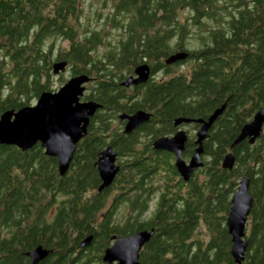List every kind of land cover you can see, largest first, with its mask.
I'll return each instance as SVG.
<instances>
[{
  "label": "trees",
  "instance_id": "1",
  "mask_svg": "<svg viewBox=\"0 0 264 264\" xmlns=\"http://www.w3.org/2000/svg\"><path fill=\"white\" fill-rule=\"evenodd\" d=\"M96 1L108 10L90 26L81 22L84 0H0V113L55 91L52 64L60 60L71 76H91L81 100L102 105L62 176L39 145L0 144V264H29L26 253L37 245L51 250L38 264H102L113 235L143 229L154 232L140 264H237L226 218L243 176L253 203L242 264H264V126L254 143L231 149V170L222 167L242 125L264 108V0ZM190 39L198 45L187 48ZM181 50L186 59L164 63ZM141 63L162 77L120 85ZM186 63L187 71L172 73ZM223 103L203 140V166L184 181L174 155L151 142L186 127L189 158L198 125L175 127L174 119H206ZM139 109L150 120L125 134L117 115ZM108 144L119 170L98 191L96 162ZM87 236L91 242L81 246Z\"/></svg>",
  "mask_w": 264,
  "mask_h": 264
},
{
  "label": "water",
  "instance_id": "2",
  "mask_svg": "<svg viewBox=\"0 0 264 264\" xmlns=\"http://www.w3.org/2000/svg\"><path fill=\"white\" fill-rule=\"evenodd\" d=\"M186 51H176L168 55L164 63L170 65L186 59ZM67 68L65 60L55 61L52 64V73L57 75ZM151 77L150 67L141 63L135 67L133 74L127 76L120 85L129 87L145 83ZM86 73L72 75L55 91L42 92L35 103L17 110L8 109L0 113V144L14 145L26 151L35 144H40L45 155L57 159L58 173L64 175L72 161L76 145L85 135L91 117L102 105L95 100L82 101L86 84L91 81ZM226 103L217 107L206 119L178 117L173 121L175 127L181 124L196 123L198 129L195 134V149L188 161L182 152L188 139L185 129H177L171 136H160L153 140L152 148L168 151L174 154V165L184 181H188L191 174L203 166V140L214 121L225 109ZM120 121H125L123 132L131 133L139 125L148 122L151 114L139 109L132 114L120 113ZM264 126V108L257 110L250 121L240 128L237 136L230 144V151L224 156L222 167L231 170L235 157L231 149L241 144L245 139L254 143L260 136ZM117 154L111 145L106 146L96 162L97 171L101 180L97 190L108 188L119 170L116 163ZM250 179L243 176L237 189L231 196L230 209L226 218V226L231 235V255L237 264L244 261L247 240L245 229L251 211L253 196L249 191ZM154 230H137L125 236L113 235L111 244L105 248L102 255V264H140L138 256L143 245L149 241ZM92 236L84 238L80 245L86 246ZM51 250L37 245L26 253L29 264H38L46 258Z\"/></svg>",
  "mask_w": 264,
  "mask_h": 264
},
{
  "label": "rangeland",
  "instance_id": "3",
  "mask_svg": "<svg viewBox=\"0 0 264 264\" xmlns=\"http://www.w3.org/2000/svg\"><path fill=\"white\" fill-rule=\"evenodd\" d=\"M83 14H82V17H81V22L83 24H89L90 26H96V25H99L100 23H102V21L104 20V14L107 13V7H103L102 5V2L100 1H96V0H84L83 2ZM101 11L103 13V15H101L100 17L96 15L97 11ZM188 14L187 11H183L180 15H181V19L183 20L185 18V16ZM194 30V28H193ZM116 31L112 30L111 29V37L115 36L116 34ZM191 43L189 44V46H187V48H194L198 45V42L196 39H190ZM102 49L99 50V52H101ZM190 63H186V64H183V65H177V67H174L173 70H172V73L176 72V71H187L188 69V65ZM60 77V79H59ZM71 77V74H70V71L66 68V70L62 73H59L57 75L54 74L53 76V89L57 90L61 85H63L69 78ZM155 77L156 78H161L162 75L160 73H155ZM63 78V79H61ZM90 83V82H89ZM86 84V89H87V86L89 85ZM86 92V90H85ZM35 102H33L34 104ZM117 125L118 122L116 123V120L114 121L113 125ZM186 129V127H184ZM192 132V131H191ZM191 132H188V133H191ZM194 133V132H193ZM192 133V134H193ZM124 214H126L125 210H124V207H119V210L117 211V213L115 214V217L117 219H122ZM246 226H247V223H246Z\"/></svg>",
  "mask_w": 264,
  "mask_h": 264
},
{
  "label": "flooded vegetation",
  "instance_id": "4",
  "mask_svg": "<svg viewBox=\"0 0 264 264\" xmlns=\"http://www.w3.org/2000/svg\"><path fill=\"white\" fill-rule=\"evenodd\" d=\"M157 73H158V72H157ZM132 74H133V73H132ZM151 77H155V74H154V75L152 74ZM131 86H133V85H131ZM131 86H129V87H131ZM145 111H146V110H145ZM147 112H148V111H147ZM149 113H150V112H149ZM131 114H132V113H131ZM150 114H151V113H150ZM118 115H119V114H118ZM118 115H117V116H118ZM117 118H118V117H117ZM118 121L122 123V130H123V126H124V124H125V121H120L119 119H118ZM145 123H146V122H145ZM143 124H144V123H143ZM141 125H142V124H141ZM141 125H139V127H140ZM137 128H138V127H137ZM137 128H136V129H137ZM182 128L185 129L184 127H182ZM178 129H180V128L178 127ZM197 129H198V127H197ZM197 129L194 131V138H195V134H196ZM185 130H186V129H185ZM176 131H177V130H176ZM176 131H175V132H176ZM175 132H174V133H175ZM186 132H187V130H186ZM187 133H188V132H187ZM171 135H172V134H171ZM171 135H169V136H171ZM167 136H168V135H167ZM188 136H189V133H188ZM82 138H83V137H82ZM82 138H81V139H82ZM81 139H80V140H81ZM80 140H79V141H80ZM152 142H153V141H152ZM152 142H151V147H152ZM194 142H195V139H194ZM186 143H187V142H186ZM77 144H78V143H77ZM194 144H195V143H194ZM35 145H39V146H40V144H38V143L35 144ZM35 145H34V146H35ZM108 145H111V144H108ZM108 145H107V146H108ZM111 146H112V145H111ZM185 146H186V144H185ZM40 147H41V146H40ZM112 147H113V146H112ZM195 147H196V145L194 146V149H195ZM41 148H42V147H41ZM42 149H43V148H42ZM113 149H114V148H113ZM184 149H185V148H184ZM43 151H44V150H43ZM114 151H115V150H114ZM183 151H184V150H183ZM167 152H168V151H167ZM193 152H194V151H193ZM170 153H171V152H170ZM44 154H45V153H44ZM172 154H173V153H172ZM192 154H193V153H192ZM173 155H174V154H173ZM182 156H183V152H182ZM190 157H191V156H190ZM190 157H189V158H190ZM174 158H175V156H174ZM183 158H184V157H183ZM189 158H187V159L184 158V159H185L186 161H188ZM202 160H203V156H202ZM174 161H175V160H174ZM116 163H117V159H116ZM117 164H118V163H117ZM200 168H201V167H200ZM198 169H199V168H198ZM198 169H197V170H198ZM197 170H196V171H197ZM196 171H194V172L191 174L190 177H192V175H194V173H195ZM177 172H178V171H177ZM178 174H179V173H178ZM179 175H180V174H179ZM180 177H181V176H180ZM181 178H182V177H181ZM189 179H190V178H189ZM245 232H246V235H247V233H248V228H247V226H246ZM246 235H245V236H246Z\"/></svg>",
  "mask_w": 264,
  "mask_h": 264
}]
</instances>
